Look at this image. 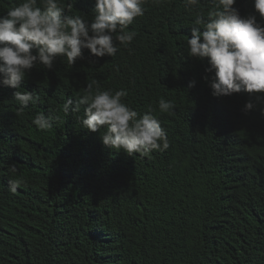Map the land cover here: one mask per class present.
Here are the masks:
<instances>
[{
	"label": "trees",
	"instance_id": "obj_1",
	"mask_svg": "<svg viewBox=\"0 0 264 264\" xmlns=\"http://www.w3.org/2000/svg\"><path fill=\"white\" fill-rule=\"evenodd\" d=\"M15 3L0 0V16ZM143 7L129 25L136 37L115 57L83 49L72 66L58 56L51 69H30L19 90L41 100L23 113L17 89L0 85V264H264V94L212 96L207 58L187 55L193 21L211 0ZM233 7L264 26L252 0ZM80 14L90 23L95 0L64 11ZM92 79L127 90L123 102L139 113L156 109L170 147L128 155L81 128L83 110L65 116V100ZM160 98L173 113L159 112ZM249 100L255 108L245 112ZM39 112L55 117L50 130L32 124Z\"/></svg>",
	"mask_w": 264,
	"mask_h": 264
},
{
	"label": "clouds",
	"instance_id": "obj_2",
	"mask_svg": "<svg viewBox=\"0 0 264 264\" xmlns=\"http://www.w3.org/2000/svg\"><path fill=\"white\" fill-rule=\"evenodd\" d=\"M74 0H16L6 14L0 16V85L17 89L13 100L21 114L30 104L40 102L36 92L20 91L26 73L37 65L51 69L58 56L66 58L69 65L89 50L95 57H115L120 47H128L137 33L129 30L135 18L144 15L147 0H95V15L91 22L82 15H64L72 10ZM158 2V0H156ZM212 8L197 14L191 38L186 41L188 56L207 58L206 72L211 95L230 96L246 92L250 96L264 94V26L256 15L241 16L233 7L236 0H211ZM186 7L198 6L200 0H184ZM255 13L264 20V0H252ZM202 29V31H201ZM35 50V54H33ZM189 86H192L191 84ZM127 90H102L92 79L84 91L63 104L65 116L80 113L81 128L100 132L101 143L113 150H123L128 155L150 157L154 151L170 147L167 133L161 126L156 109L149 106L139 113L123 102ZM261 97L256 96L259 100ZM255 108L249 100L243 110ZM175 105L160 98V113H173ZM264 115V107L260 108ZM55 117L37 113L32 124L38 130L48 131ZM102 133V134H101ZM15 174V164L8 166ZM21 186L18 179L8 181V190L15 193Z\"/></svg>",
	"mask_w": 264,
	"mask_h": 264
}]
</instances>
